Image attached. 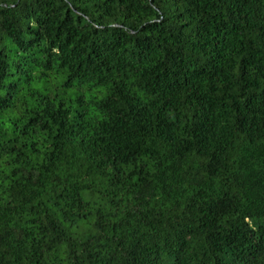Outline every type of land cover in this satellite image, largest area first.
I'll use <instances>...</instances> for the list:
<instances>
[{"label": "trees", "instance_id": "trees-1", "mask_svg": "<svg viewBox=\"0 0 264 264\" xmlns=\"http://www.w3.org/2000/svg\"><path fill=\"white\" fill-rule=\"evenodd\" d=\"M0 264H264V0H0Z\"/></svg>", "mask_w": 264, "mask_h": 264}]
</instances>
